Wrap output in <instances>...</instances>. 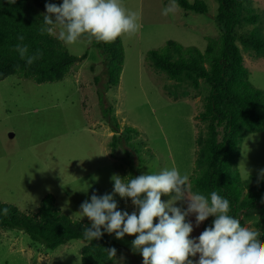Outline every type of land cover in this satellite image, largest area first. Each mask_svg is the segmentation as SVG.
I'll return each mask as SVG.
<instances>
[{"label": "rangeland", "instance_id": "rangeland-1", "mask_svg": "<svg viewBox=\"0 0 264 264\" xmlns=\"http://www.w3.org/2000/svg\"><path fill=\"white\" fill-rule=\"evenodd\" d=\"M201 1L208 8L205 15L179 7L165 16L162 12L170 0H120L123 7L138 14L142 26L120 37L124 58L114 89H106L101 56L87 36L71 45L61 42L73 56L87 53L62 80L37 84L16 75L1 80L0 201L35 214L41 199L50 194L62 214L91 224L76 213L93 194L113 193V175L135 178L175 166L182 174H190L191 183L195 140L203 128L197 117L205 86L194 89L187 81L170 79L152 67L147 54L160 51L169 41L203 52L208 39L217 38L220 31L214 22L217 1ZM33 4L42 16L46 14L45 4L38 0ZM249 6L259 18L243 31L256 29L264 35V0H250ZM237 44L249 82L264 92V57ZM117 126L119 133L125 127L137 131L130 135L131 147L126 142L110 147L111 137L116 135L112 127ZM119 140L123 137L116 135ZM238 150L236 168L242 182L264 178V132L247 134ZM169 198L162 196V201ZM114 199L118 210L138 212L130 199L118 195ZM187 205L185 199L175 206L186 210ZM249 216L243 225L254 228L256 213ZM208 221L197 226L195 214L188 215L186 222L193 227L190 238L198 239ZM111 238L121 250L111 264H143L142 255L132 247L135 236ZM34 243L21 230L0 228V264H81V240L55 250ZM189 259L196 264L199 254Z\"/></svg>", "mask_w": 264, "mask_h": 264}, {"label": "trees", "instance_id": "trees-1", "mask_svg": "<svg viewBox=\"0 0 264 264\" xmlns=\"http://www.w3.org/2000/svg\"><path fill=\"white\" fill-rule=\"evenodd\" d=\"M35 0H0V81L10 75L29 78L37 84L62 80L70 67L84 60L87 53L73 56L54 35L41 33L43 17L37 11ZM60 6L63 0H38ZM217 12L214 22L219 28L217 38L208 39L203 52L195 47H183L169 41L160 51L148 52L152 67L176 81H187L194 89L205 86L202 111L198 117L203 128L198 130L195 140L194 174L191 178L193 192L209 196L217 191L230 202V215L240 219L250 218L255 212L254 228L261 232L264 240V178H250L242 182L236 168L239 145L249 133L264 132V92L256 89L248 80V71L238 47L251 50L256 57H264V35L256 29L243 28L258 21L259 15L249 6L250 0H216ZM179 7L198 14H207L208 8L201 0L188 2L176 0ZM24 40H18V36ZM17 44L27 45L29 55L37 50L42 53L31 65L22 60L15 51ZM90 45L98 50L105 69L106 89L119 84L123 48L120 37L113 42H99L91 39ZM97 82L98 77H94ZM207 89V90H206ZM110 147L116 148L122 142L131 147L133 128L125 127L119 133L112 127ZM119 133V134H118ZM139 154V150L133 148ZM139 166L140 161L137 160ZM7 208L8 214H3ZM215 217H209L204 230L212 226ZM158 223V220L154 221ZM91 224L62 214L54 197L46 195L41 199L35 214L20 211L13 205L0 201V228L18 229L28 235L32 243L46 250H55L73 240H81V264H111L106 250L121 251L112 240L115 233L103 235L92 242L85 241L83 230Z\"/></svg>", "mask_w": 264, "mask_h": 264}, {"label": "clouds", "instance_id": "clouds-1", "mask_svg": "<svg viewBox=\"0 0 264 264\" xmlns=\"http://www.w3.org/2000/svg\"><path fill=\"white\" fill-rule=\"evenodd\" d=\"M45 8L41 33L56 35L66 45L84 36L89 40L113 42L125 34L137 32L142 26L138 14L123 7L120 0H63L60 6L48 3ZM178 10L176 0H170L162 15ZM18 40L23 41L24 37L18 36ZM15 51L29 65L42 55L39 50L29 55L28 46L23 44H17ZM129 177L113 175L112 194H93L90 202L81 204L76 214L91 222V227L82 233L85 241L100 239L102 228L108 234L115 233L118 240L125 235L135 236L132 247L142 255L143 264H193L189 258L197 254L196 264H264L261 232L242 225L240 219L230 215L229 200L217 191H211L209 196L193 192L188 172L182 174L173 166ZM115 195L130 199L138 212L129 214L118 210ZM162 196L170 198L164 202ZM185 199L188 201L186 210L175 206ZM2 211L7 215L9 210ZM190 214H195L197 226L210 216L215 217L212 226L198 239L190 238L193 227L186 222ZM156 220L158 223H154ZM106 251L109 258L116 256L115 248Z\"/></svg>", "mask_w": 264, "mask_h": 264}]
</instances>
